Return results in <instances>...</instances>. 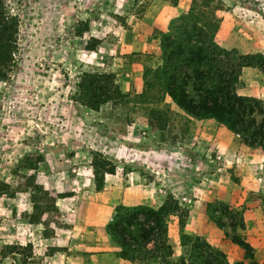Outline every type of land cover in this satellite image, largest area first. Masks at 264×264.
<instances>
[{"label":"rangeland","instance_id":"obj_1","mask_svg":"<svg viewBox=\"0 0 264 264\" xmlns=\"http://www.w3.org/2000/svg\"><path fill=\"white\" fill-rule=\"evenodd\" d=\"M98 1L85 9L88 14H83V8L79 7L81 0H7L11 12L19 17V34L13 70L7 80H0V264H67L65 260L75 245L71 241L73 227L82 201L96 194L91 182L90 153L97 150L83 141L86 128L130 145L138 143L132 137L138 135L148 139L141 145L183 144L204 150L202 153L196 150V155L209 164L206 173L220 168L219 177L226 180L231 174L230 178L238 182L242 191L245 185L240 180L249 169L247 161L253 159L256 163L252 178H264V161L257 164L255 160L262 149L250 153L245 148L240 150L244 147L240 140L220 134L222 130L232 134L222 125L216 139L198 138L196 132L200 127L195 125L192 129L183 112L170 101L135 103L127 99L108 102L98 111L83 104L77 95V82L84 71L135 74L141 66L159 63V28L167 27L170 19L186 10L191 0H178L176 6L170 0ZM262 1L223 0L219 16L231 22V27L233 18L244 21L253 15L260 19ZM250 6L255 10L253 14L247 10ZM81 17L93 20L95 29L101 27L103 43L96 54L83 49L87 43L93 44L91 40L85 43L77 38L76 32L86 22ZM101 17L102 25L98 22ZM151 108L165 110L167 122L163 131L156 128L153 144L149 143L150 138L155 139L150 131L154 128L149 123ZM218 145L222 148L220 153L216 150ZM224 146H231V155ZM214 147L215 150H210ZM70 193L75 195L73 200L54 206L56 198ZM246 197L242 208L224 202L242 210L245 226L246 210L258 211L255 220L261 227L264 191L252 190ZM215 200L223 201L211 197L209 202ZM237 233L250 240L262 236L247 234L240 228ZM8 245H14L13 252ZM259 247L255 258L264 264V248ZM186 253L188 249L181 258L185 259ZM241 257L244 264H251L244 259V251ZM177 260L181 264V259Z\"/></svg>","mask_w":264,"mask_h":264},{"label":"trees","instance_id":"obj_2","mask_svg":"<svg viewBox=\"0 0 264 264\" xmlns=\"http://www.w3.org/2000/svg\"><path fill=\"white\" fill-rule=\"evenodd\" d=\"M170 1L177 5L178 0ZM223 6V0H191L186 10L170 19L165 30L158 31L160 62L143 68V88L139 93H123L114 72L84 71L77 82L78 98L94 111L108 102L132 99L135 103H155L168 98L186 116L213 119L236 134L244 145L264 151V101L237 91L242 85L240 76L244 67L264 73V54L241 53L217 41L221 24L219 11ZM82 23V29L76 32L78 36L89 30L88 23ZM18 34L19 17L11 12L7 0H0V80H7L15 65ZM90 40L93 44L87 43L86 48L94 49L99 40ZM165 114L162 109H149L150 125L163 131L167 125ZM90 156L95 186L100 189L105 175L114 173L116 166L99 151L91 152ZM241 212L221 200L207 203L209 218L244 251V259L259 264L251 244L237 233L239 228H245ZM174 213L183 227L188 210L171 194L157 207L117 205L106 226L119 247L116 255L134 264L151 261L177 264L171 258L173 247L166 222V217ZM180 242L188 249L189 264H229L222 250L198 235L182 233ZM8 246L13 252L14 245ZM181 264H185L184 258Z\"/></svg>","mask_w":264,"mask_h":264},{"label":"crops","instance_id":"obj_3","mask_svg":"<svg viewBox=\"0 0 264 264\" xmlns=\"http://www.w3.org/2000/svg\"><path fill=\"white\" fill-rule=\"evenodd\" d=\"M96 2L99 1L81 0L79 7L83 8V14H88L85 9L93 6ZM259 5L263 12L260 19L253 15H250L251 18L244 21L233 18L235 21L232 27L231 22L222 19L216 35L217 41L222 46L236 48L241 53L261 52L264 54V0ZM247 10L252 12L251 14L255 12L252 6ZM81 18L86 20L90 29L81 36H77V38L80 41H85V43L91 38L98 39L99 43L94 49L83 47L84 50L96 54V50L101 49L103 43L101 27L96 25L97 28L95 29L93 20L87 21L86 17ZM98 22L102 25L103 18L101 17ZM166 28L162 25L159 29L165 30ZM230 28L234 29L233 32L229 30ZM157 49L160 53L159 45ZM97 70H100V68H97ZM102 70L105 71L106 69L102 68ZM142 73L143 66L135 74L130 72L124 75L116 73V82L122 92L126 94L129 92L139 93L143 85ZM240 77L242 85L237 89L238 93L255 96L264 101V73L256 68L244 67ZM166 100L169 101L168 98ZM183 118L192 125V129L195 125L200 127L196 132L200 139H216V133L222 130L220 124L213 119L190 118L184 113ZM78 120L84 122L82 117H78ZM150 131H152L151 135L155 136V139L150 138L149 140V143L153 144V141H156L158 131L156 128H152ZM222 133L229 139L234 137V140H239L233 132L230 135L222 130L220 134ZM83 135L85 137L83 141L90 143L91 148H96L107 158H115L113 163L118 169L112 174L107 173L105 175L104 184L100 189L96 188L94 178H92L91 182L96 194L92 197L93 199L89 198L82 201V209L77 223L73 227L74 237L71 241L75 245L70 255L67 256V260H65L67 264H134L116 255L119 247L112 241L106 231V226L113 216L114 209L119 204L126 206L143 204L157 207L165 202L169 194L178 200L181 207L188 210V216L183 227L179 226L177 213L169 214L166 217L169 241L173 247L171 258L174 261H178V258L181 259V256H185L186 246H183L180 242L182 233L204 238L212 246L222 250L227 255L230 263L243 259L241 257L242 249L231 242L226 237L225 230L219 228L207 215V203L211 200V197H216L228 202L230 205L234 204L242 208L240 206L243 202H247L246 195L250 191H258L259 189L264 191V178H252V169L255 168L256 164L253 159L247 161L249 169H246L244 179L240 180L242 186L245 185L242 191L239 190L240 185L238 182L230 178L231 174L228 175L226 180L219 177L220 172L218 170L220 168L216 170L214 168L212 173H206L209 171L206 170V168H210L209 164L202 161L198 154L196 155L199 149L191 148L189 145H141L144 144L143 140L148 139L146 136L138 135L132 136L135 140H138V143L130 145L121 142L118 138L114 139L108 136L109 134L102 136L96 130L87 128ZM183 135L187 136L185 132ZM129 137L131 138V134H129ZM218 146L219 148H216V150L218 149L217 152L220 153L222 148L220 145ZM242 146L244 147L240 150L244 151L245 148V152L249 153L257 149L244 144ZM223 148L228 152L227 154H232L233 149H231V146H224ZM210 150H215V147L210 148ZM198 152L202 153L204 150ZM256 155L257 164L264 161L263 151ZM197 178L198 182L196 181ZM70 194L69 196L56 198L53 202L54 206L64 205L67 199L73 200L75 195ZM257 212L254 209L246 210L245 215L248 216V221H246L244 228L247 234L262 235L256 239L253 237L252 240L249 237L246 239L253 247L255 256L259 255L260 245L264 248V225L261 227L256 225L258 223V220H255L258 216ZM262 262L264 263V258ZM149 264H158V262L151 261ZM185 264H189L188 258H185Z\"/></svg>","mask_w":264,"mask_h":264}]
</instances>
